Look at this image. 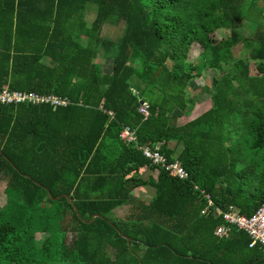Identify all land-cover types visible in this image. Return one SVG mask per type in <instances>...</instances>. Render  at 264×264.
<instances>
[{
    "label": "trees",
    "instance_id": "obj_1",
    "mask_svg": "<svg viewBox=\"0 0 264 264\" xmlns=\"http://www.w3.org/2000/svg\"><path fill=\"white\" fill-rule=\"evenodd\" d=\"M0 88L69 101L0 102V264H264L214 233L264 204V0H0Z\"/></svg>",
    "mask_w": 264,
    "mask_h": 264
},
{
    "label": "built area",
    "instance_id": "obj_2",
    "mask_svg": "<svg viewBox=\"0 0 264 264\" xmlns=\"http://www.w3.org/2000/svg\"><path fill=\"white\" fill-rule=\"evenodd\" d=\"M25 101H32L34 103H48L53 106L68 105L67 99H61L54 94L38 95L27 94L19 91H10L8 89L0 88V102L2 103H20ZM141 113L148 117L149 113L145 109L140 110ZM123 138H127V141H133V131L129 127H125L121 133ZM144 154L155 165H163L166 170H172L178 177L184 179L187 177V173L178 161L167 162L165 157L158 151H153L150 148L144 149ZM224 220L227 223H221L216 226L214 233L218 237H224L231 231V225L236 224L239 228H245L253 237V242L250 247H253L256 243L264 247V204L254 213L251 217L245 215H239L237 212L229 211L223 215Z\"/></svg>",
    "mask_w": 264,
    "mask_h": 264
},
{
    "label": "rangeland",
    "instance_id": "obj_3",
    "mask_svg": "<svg viewBox=\"0 0 264 264\" xmlns=\"http://www.w3.org/2000/svg\"><path fill=\"white\" fill-rule=\"evenodd\" d=\"M95 14L93 12H88L87 15V21L88 22H92V20L94 19ZM122 31V23L120 24V26L114 27V26H110L109 29L106 31V28L103 30L102 32V36L105 37L106 39H110L112 41H116L120 38V35ZM103 56V54L101 53V57ZM98 63H102L105 67V69L109 70L110 69V62L107 60H102L101 58L98 59ZM169 65H171V63H169ZM203 79L201 80H197L195 81V87L198 89H193L191 91H189L190 97L196 99L195 105L190 113V118H194L196 116H198L199 114H201L203 111H205L208 107H209V99L208 96L206 94H202L199 92V88L202 87L203 85H210V77L211 74H209L208 72H205L204 75L202 76ZM151 174V171H149L148 173L145 174V177H148ZM5 186V182L3 180H0V203H2L1 201L4 200V194H3V188ZM148 191V193H146L143 190H140L139 192H136L135 195H142L143 197H146L148 195V197H151V195H153V190L152 188H147L145 189ZM147 194V195H146ZM151 198H147L146 200H150ZM1 205V204H0ZM126 210H128V207L125 208ZM123 213H125L124 209L123 212L120 213V217L119 219H122L123 217Z\"/></svg>",
    "mask_w": 264,
    "mask_h": 264
},
{
    "label": "crops",
    "instance_id": "obj_4",
    "mask_svg": "<svg viewBox=\"0 0 264 264\" xmlns=\"http://www.w3.org/2000/svg\"><path fill=\"white\" fill-rule=\"evenodd\" d=\"M171 144V146L172 145H174L173 143H170ZM149 171H151V170H149V169H142L141 170V174L143 175V178L144 179H147L150 175H152L153 174V172L151 171V174L148 176V177H145V174L146 173H148ZM147 188H149V187H145V188H137L136 190H134L133 192H131V195H133L135 198H137V200H140V201H143V202H146V203H148L151 199H152V197H153V195H151V197H148V195L146 196V197H143L142 195H135V193L136 192H139L140 190H143V191H145L146 193H148V191L147 190H145V189H147ZM153 190V189H152ZM153 193H154V191H153ZM152 193V194H153ZM147 198H151L150 200H146ZM130 202H132L131 201V199H130ZM134 202V201H133ZM128 207V210H126L125 208H127ZM132 208H133V205H132V203H125V205L124 206H121V207H119L117 210H115L114 212H113V214H112V217H115V218H121L120 216V213L121 212H123V209H124V211H125V213H123L122 215V217L124 218V217H126V216H128L131 212H132ZM122 218V219H123Z\"/></svg>",
    "mask_w": 264,
    "mask_h": 264
},
{
    "label": "water",
    "instance_id": "obj_5",
    "mask_svg": "<svg viewBox=\"0 0 264 264\" xmlns=\"http://www.w3.org/2000/svg\"><path fill=\"white\" fill-rule=\"evenodd\" d=\"M57 199H59V198H57ZM68 199H69V197H68ZM94 218H95V217H94ZM94 218H93V219H94Z\"/></svg>",
    "mask_w": 264,
    "mask_h": 264
}]
</instances>
